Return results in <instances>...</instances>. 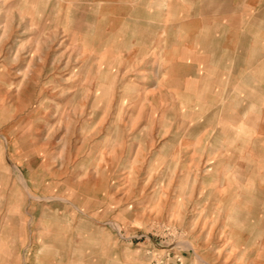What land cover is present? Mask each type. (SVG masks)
I'll list each match as a JSON object with an SVG mask.
<instances>
[{"label": "rangeland", "instance_id": "obj_1", "mask_svg": "<svg viewBox=\"0 0 264 264\" xmlns=\"http://www.w3.org/2000/svg\"><path fill=\"white\" fill-rule=\"evenodd\" d=\"M98 8L0 0V264H264V220L230 212L264 172L226 162L257 128L201 123L197 73L166 74L194 28Z\"/></svg>", "mask_w": 264, "mask_h": 264}, {"label": "crops", "instance_id": "obj_2", "mask_svg": "<svg viewBox=\"0 0 264 264\" xmlns=\"http://www.w3.org/2000/svg\"><path fill=\"white\" fill-rule=\"evenodd\" d=\"M77 1L95 3L98 9L112 8L120 13L128 11L132 18L131 23L135 19L137 27L154 28V22L160 21L159 19L162 21L167 13L168 16L163 23L165 25H161L163 30L167 29L169 32L170 22L175 21L178 30H183L184 33L187 29L194 28L195 35L192 39L187 40V35L182 34L178 43L182 45L193 43L197 46L188 50L181 47L172 55L169 53L166 74L183 76L197 73V114L205 117L201 123H206L212 116L216 117L221 107L227 125L233 121V115L236 118L247 115L249 120L247 125L249 124L250 129L257 128L259 132L258 151L253 147L242 148L239 151L227 149L226 156H229V159L226 162L230 165L236 163L238 166L236 169L239 171L264 172V0H197L191 3L188 9L184 3H170V0ZM187 11L189 14L193 13L189 15L191 18L189 20L192 21H187ZM170 12L181 14L177 18L172 16L171 20ZM144 13L147 14L145 16L147 22L149 19H156L152 21L153 25L151 23L144 25L141 22ZM235 92L238 94L235 95ZM235 103L238 110L233 114L232 108ZM251 107L260 109L258 113L261 115L250 117ZM235 156L244 157L241 164L243 168H240ZM254 156L260 160L258 165L252 161ZM250 181L248 185L246 181L237 185L243 194L249 193L250 187L253 190L250 191L248 199L244 197L241 201L230 202L233 203L230 212L232 215L241 214L243 219L264 220V180ZM250 196L252 202L249 201ZM244 235L241 237V243L248 244L249 234L247 237ZM231 239L234 240V235Z\"/></svg>", "mask_w": 264, "mask_h": 264}, {"label": "bare ground", "instance_id": "obj_3", "mask_svg": "<svg viewBox=\"0 0 264 264\" xmlns=\"http://www.w3.org/2000/svg\"><path fill=\"white\" fill-rule=\"evenodd\" d=\"M95 10H96V9H95ZM93 13H94V12H93ZM128 19H129V18H128ZM88 21H90V20H88ZM158 24H159V23H158ZM144 25H145V24H144ZM147 25H148V24H147ZM155 25H156V24H155ZM163 25H165V24H163ZM139 27H140V26H139ZM152 27H153V26H152ZM155 27H156V26H155ZM155 27H154V28H155ZM147 28H148V27H147ZM156 28H157V27H156ZM144 29H145V28H144ZM137 31H138V30H137ZM142 32H143V31H142ZM132 33H133V32H132ZM149 33H150V32H149ZM136 35H137V34H136ZM136 35H135V36H136ZM145 35H146V34H145ZM143 37H144V36H143ZM153 37H154V36H153ZM139 38H140V37H139ZM150 38H151V37H150ZM142 39H143V38H142ZM146 40H147V39H146ZM150 40H151V39H150ZM242 47H243V46H242ZM220 50H221V49H220ZM241 50H242V49H241ZM169 79H170V78H169ZM210 118H211V117H210ZM206 123H208V122H206ZM202 126L205 127L206 125L203 124ZM198 128H199V127H198Z\"/></svg>", "mask_w": 264, "mask_h": 264}]
</instances>
